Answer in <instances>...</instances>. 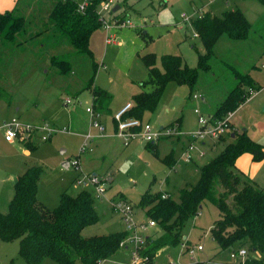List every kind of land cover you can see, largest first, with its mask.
<instances>
[{
	"label": "rangeland",
	"instance_id": "rangeland-1",
	"mask_svg": "<svg viewBox=\"0 0 264 264\" xmlns=\"http://www.w3.org/2000/svg\"><path fill=\"white\" fill-rule=\"evenodd\" d=\"M238 1H106L111 5L112 19L118 20L117 23L129 20V24H117L109 30L101 22L89 38V46L97 63L94 84L112 95L111 104L130 101L134 105L132 98L134 94L154 89V84L149 79L148 69L141 60V55L146 52H153L156 55V66L160 70L159 56L163 53L180 55L187 64L195 66L197 52H203L204 47L194 33L189 21L190 17L207 10L220 15L224 10L233 9L237 5L247 17L250 28L244 39L233 40L225 34L220 35L212 49L210 70H198L196 83L192 88L186 84L168 81L161 91L156 106L153 109L141 111V120L149 122L153 128L159 130L173 125L174 122L177 124L179 119L182 135L180 137L162 136L156 139L158 155L154 154L151 147L144 146L145 142L139 136L133 137L126 145L119 143V147L112 151L110 156L114 170L111 180H108L109 176L105 173H99L98 176L100 182H103L104 191L96 197L94 186L84 187L93 193L98 221L86 226L82 230L83 235L111 232L124 227L122 219L111 206L114 202L126 200L120 194H116L117 192H121L127 198L126 201L132 205L135 222L147 224L144 209L137 206L140 195L146 189L176 197L177 190L183 184L196 181L198 164L208 161L215 155L222 147L223 140L209 141V148L213 150H205V146L197 142V146L205 151L203 156L198 157L197 165L181 160L180 142L185 140L187 143L184 133L192 132L199 126L194 109H198L204 116L210 115L233 87L235 78L232 67L242 73H248L253 81V87L247 93L249 97L247 99L245 97L244 101L232 111L229 119L232 130L245 131L252 140L264 144V110L262 109L264 106V4L258 0ZM19 2V6L22 7L30 0ZM100 9L101 4L98 7V10ZM100 13L104 11L101 10ZM25 16L29 21L27 31L33 33L43 30L44 32L39 38L25 40L26 36L22 34L16 36L15 42L0 44V88L2 91L0 125L4 120L14 116L20 122L27 124L39 125L45 122L57 131L46 140H39L38 134H34L36 146L29 149L28 153H24L23 144L16 138L6 141L4 129L0 127L1 212H6L10 200L11 183L7 176L21 173L30 166L42 170L37 182L36 195L50 208L56 206L63 189L70 194L81 190L83 187L77 182V178L83 174L80 163L83 133L88 132L92 137H97L101 133L93 126L86 125L83 130H80L81 126H75V123L69 122L70 117L76 115L71 112L73 104L63 103L65 97H73V95L78 96L77 98L82 101V104L77 107H83L90 101V90L83 88L92 74L90 61L66 42L55 44V40L50 39L46 33L49 31L44 23L47 18L40 12L25 13ZM108 20L113 23L109 17ZM108 33H114V37L112 41L107 42L105 40ZM19 41L21 43L18 46L14 45ZM39 43H43L42 46ZM52 54L64 55L68 58L73 71L61 74L50 66L49 57ZM193 94L200 96L193 98ZM9 97L10 103H7ZM112 111L104 117L100 116L104 133L107 135L113 132L115 126ZM83 112L85 113L84 110ZM229 139L228 136L227 140ZM207 141V139L204 140V142ZM168 154L178 160L176 164L171 165V168L161 161ZM78 156L81 168L72 164L68 167L62 165L63 161L71 163ZM235 166L240 173L259 185L264 183V157L255 161L251 154L245 151L236 158ZM84 172L91 174L86 170ZM218 216L217 208L206 201L200 212L189 218L183 227L184 235L194 249L193 254L184 252L183 244L179 243L158 252L152 264L167 262L183 264L194 259L206 262L211 256L216 258L215 262L231 261L229 251H220L210 237L209 230ZM153 230L154 225L147 226L144 233L147 234ZM126 244L127 249L123 246L114 255L113 264L131 263L133 242L127 241ZM197 244H201L203 249L198 250ZM18 250L17 238L9 241L0 239V264H24ZM249 255L259 256L258 252H249ZM42 264L57 263L50 258H44Z\"/></svg>",
	"mask_w": 264,
	"mask_h": 264
},
{
	"label": "trees",
	"instance_id": "trees-1",
	"mask_svg": "<svg viewBox=\"0 0 264 264\" xmlns=\"http://www.w3.org/2000/svg\"><path fill=\"white\" fill-rule=\"evenodd\" d=\"M19 1L16 0L11 9L0 12V44L15 42L16 36L22 34L26 36L25 40L39 38L44 31H27L29 21L25 13L40 12L47 18L44 23L49 31L46 33L50 39L55 40V44L66 42L90 61L92 74L83 88L90 90V103L94 111L101 115L109 113L111 95L94 84L97 63L89 46L92 32L101 25L98 7L107 0H87L82 10L78 9V2L75 0H30L22 7L19 6ZM258 1L264 4V0ZM189 21L204 47L203 52H197L195 66L187 64L180 55L163 53L159 56L160 70L156 66V55L153 52L142 54L141 60L148 69L154 89L134 94V105L131 103L125 116L141 119L143 109H153L156 106L168 81L192 88L196 83L198 70H210L212 49L219 36L225 34L229 39H244L250 28L247 17L238 7L226 9L220 15L210 10L202 11L190 17ZM20 43L21 41L14 45L18 46ZM39 44L42 46L43 43ZM49 65L61 74L73 71L71 62L64 55H50ZM231 70L235 84L215 107L212 116L217 118L234 111L245 97H249L248 90L253 87L248 73H242L233 67ZM1 92L0 88V96ZM7 103H10V97ZM231 133L233 137L229 136V140L226 137L227 142L222 148L198 166L196 181L183 184L177 190L176 197L151 191L149 188L140 195L137 206L144 209L147 220L155 223L154 230L144 235L143 244L137 248L146 264H152L161 249L179 243L184 247L189 246L183 227L189 218L200 212L206 201L219 211L218 218L209 230L210 237L219 250L230 252L243 247L247 255L241 264H264V183L259 185L240 173L235 166L236 158L245 151L251 154L253 160H261L264 157V144L252 140L245 131L232 130ZM34 137V134H30L20 142L27 149L34 148ZM144 146L151 147L154 154L158 155L156 141L146 142ZM161 161L168 167L173 164V158L169 154ZM41 174L40 168L30 166L16 177L8 208L6 212L0 211V239L19 240L18 251L24 264H42L44 258H50L57 264H99V261L114 256L122 248L120 242L128 232L118 230L83 235L82 230L86 226L98 221L93 193L85 188L74 195L62 191L56 206L50 208L39 201L36 195ZM249 252H258L259 256H251ZM207 261L210 262V259ZM204 263L205 261L193 260L183 264ZM214 264L238 262L231 260Z\"/></svg>",
	"mask_w": 264,
	"mask_h": 264
},
{
	"label": "built area",
	"instance_id": "built-area-1",
	"mask_svg": "<svg viewBox=\"0 0 264 264\" xmlns=\"http://www.w3.org/2000/svg\"><path fill=\"white\" fill-rule=\"evenodd\" d=\"M87 0H82L78 2V9L82 10L86 5ZM104 11V13H100V11ZM111 5L109 2H103L101 4V9L98 11L99 19L103 23L104 27L109 30L117 24L127 25L129 24V20L118 22L116 19H112ZM108 17L113 20V23H110ZM114 37V33L107 34L105 41H112ZM251 90V89H250ZM199 94H193V98H198ZM64 104H82L81 99L77 97H65L63 99ZM131 102L125 103L119 110H117L113 114V119L115 120V129L111 133L112 135L121 139L123 144H127L133 137L139 136L143 142H153L156 139H159L162 136L174 135L176 137H180L182 135L179 126L174 123L173 125L162 127V130L155 129L149 122H143L139 118L125 116L124 114L131 107ZM84 111L88 115V125L97 128L101 133H104V125L100 121L101 114L94 111L92 105L87 102L84 106ZM194 112L197 114V122L199 124L198 128L192 132L184 133L187 143L184 149L181 151L180 158L183 161H191L196 155L203 156L205 151L197 146V142L204 144V140H216L220 138L222 135L228 134L231 131V125L229 122L230 116L232 112H228L224 117L217 118L210 115H202L198 109H194ZM1 128L4 129V138L5 140L11 141L13 139H17L19 142L28 137L30 134H38L37 137L39 140H46L50 137L52 133L57 131L56 128L51 127L49 124L43 122L39 125L27 124L20 122L16 117L12 116L9 119H6L0 125ZM34 139V138H33ZM92 136L87 132L84 133V141L82 143L80 154L85 151H91L92 146L90 144V140ZM80 156V155H79ZM79 156L71 161L70 164L80 167L79 164ZM83 174L81 177L77 178V182L84 188L87 185L94 186V195L98 197L103 191L104 186L103 182H100V179L97 175L87 174L84 172L82 168ZM162 196H165L163 194ZM112 208L118 213L119 217L122 219L124 223V230L128 232L127 236L120 242V246L127 247L126 242H133V247L131 250L132 260L130 264H146L144 262L143 257H141L137 251V248L143 244L144 240V230L147 226H153L155 223L153 220H147V224L138 222L136 223L134 220V211L132 209V205L124 200L123 202L117 201L111 204ZM126 244V245H125ZM196 248L201 250L203 247L201 244H197ZM188 252L190 255L193 254V247L185 246L184 250ZM247 252L243 247H239L236 250H231L229 252V257L232 261L238 262V264L243 263L244 258L246 257ZM193 258V256H191ZM195 260V259H194ZM213 262H205L204 264H212ZM99 264H112L109 259L103 261H99Z\"/></svg>",
	"mask_w": 264,
	"mask_h": 264
},
{
	"label": "crops",
	"instance_id": "crops-1",
	"mask_svg": "<svg viewBox=\"0 0 264 264\" xmlns=\"http://www.w3.org/2000/svg\"><path fill=\"white\" fill-rule=\"evenodd\" d=\"M237 2H239L238 0H236ZM16 0H3V3H0V12L2 11H5V10H8V9H11L14 4H15ZM236 7H238L236 5ZM240 8V7H239ZM90 94V93H89ZM78 97V96H77ZM90 100H91V94L89 96ZM202 100H204V98H201ZM111 101H112V95H111V98H110V101L108 103V106H109V113L107 114H103L102 117L108 115L112 112H116L117 110H119L125 103L127 102H130V101H125L124 103H117V104H111ZM76 105V104H74ZM71 106V112H74L76 115L75 116H71L70 117V121L69 122H73V124L75 123V126H81L80 127V130H83V128L88 125V115H84L85 113L83 112V107H77L78 105L75 106ZM83 109V110H82ZM213 113V112H212ZM210 113V114H212ZM179 120V119H178ZM177 120V124L179 127H181V122L180 120L178 121ZM71 125V124H69ZM231 125V124H230ZM114 129H115V126H114ZM231 130H232V126H231ZM84 134V133H83ZM231 134V133H230ZM227 135V136H226ZM230 137H233L231 135H229ZM226 137H228V134H225V135H222L221 138H223L224 140L222 141V146L225 142H227ZM221 138H218L216 140H221ZM8 141V140H6ZM180 141V140H178ZM182 142L181 143V151L184 149L185 145H186V142L185 140H181ZM184 141V143H183ZM209 141H212V140H208L207 142H204V144H201V145H204L205 146V150H213V149H210L209 148ZM9 142V141H8ZM119 143L120 144H123L121 139L110 134V135H107L106 133L101 135L99 134V136L97 137H92V139L90 140V144L92 146V150L91 151H85L81 154L80 156V163H81V166L84 170L86 171H89L91 172L92 174H96L97 176H99V173H105V174H108V180H111V177L113 176L112 174L114 173V170H113V167H112V158L110 156H112V151H115V149L117 147H119ZM126 145V144H124ZM221 145V143L219 144ZM217 145V146H219ZM203 146V147H204ZM216 146V147H217ZM156 147H157V143H156ZM222 148V147H221ZM220 148V149H221ZM219 149V150H220ZM218 150V151H219ZM157 151H158V147H157ZM23 152L24 153H28L29 152V149L27 148H23ZM159 153V151H158ZM198 155H196V157L191 160V161H188L187 163H193L194 165H197V160H198ZM173 158V163L176 164V162L178 161L177 159H174ZM182 160V159H181ZM65 162V161H63ZM62 162V164H63ZM68 162V161H67ZM202 163H199L198 166H200ZM68 165H70V163H67L66 166L64 167H68ZM172 167V166H171ZM170 167V168H171ZM23 172V171H22ZM21 172V173H22ZM21 173H16V174H10L7 176V178L9 179L10 181V185H11V194H10V198L13 194V184H14V181L16 179V177L21 174ZM189 181V180H187ZM190 182V181H189ZM188 182V183H189ZM64 191H66V189H63ZM62 190V191H63ZM166 190V189H165ZM80 191V190H78ZM78 191H76L74 194H76ZM163 191V190H162ZM67 192V191H66ZM69 193V192H68ZM72 194V195H74ZM116 194H120L121 196H123L126 200L127 198L121 193V192H117ZM115 194V195H116ZM39 201H41L39 198H38ZM43 204H45L43 201H41ZM46 205V204H45ZM141 217V216H140ZM141 219V218H140ZM125 227V226H124ZM124 227L122 229H124ZM121 229V230H122ZM115 231H118V230H115ZM184 246V245H183ZM128 247H125L124 249H127ZM203 249V248H202ZM201 249V250H202ZM161 250H164V249H161ZM160 250V251H161ZM158 251V252H160ZM158 254V253H157ZM116 255V254H115ZM114 256H112L109 260L111 261V263L113 264L112 260ZM156 257V256H155ZM207 259H210L211 262H213L212 264L215 263V260L216 258L214 259L213 256L207 258ZM222 262V261H220ZM219 262V263H220ZM183 263V262H182ZM186 263V262H185ZM175 264V263H174Z\"/></svg>",
	"mask_w": 264,
	"mask_h": 264
},
{
	"label": "water",
	"instance_id": "water-1",
	"mask_svg": "<svg viewBox=\"0 0 264 264\" xmlns=\"http://www.w3.org/2000/svg\"><path fill=\"white\" fill-rule=\"evenodd\" d=\"M262 109L264 110V106H263V108H262ZM230 135H231V136H233V133H231ZM67 163H68V162H67V161H65V162H63V164H62V165L66 166V165H67ZM183 237H184V236H183Z\"/></svg>",
	"mask_w": 264,
	"mask_h": 264
},
{
	"label": "clouds",
	"instance_id": "clouds-1",
	"mask_svg": "<svg viewBox=\"0 0 264 264\" xmlns=\"http://www.w3.org/2000/svg\"><path fill=\"white\" fill-rule=\"evenodd\" d=\"M0 3H3V0H0Z\"/></svg>",
	"mask_w": 264,
	"mask_h": 264
}]
</instances>
